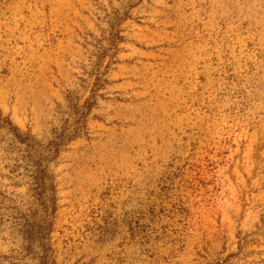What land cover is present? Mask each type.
Here are the masks:
<instances>
[{
  "label": "rangeland",
  "instance_id": "1",
  "mask_svg": "<svg viewBox=\"0 0 264 264\" xmlns=\"http://www.w3.org/2000/svg\"><path fill=\"white\" fill-rule=\"evenodd\" d=\"M0 264H264V0H0Z\"/></svg>",
  "mask_w": 264,
  "mask_h": 264
},
{
  "label": "trees",
  "instance_id": "2",
  "mask_svg": "<svg viewBox=\"0 0 264 264\" xmlns=\"http://www.w3.org/2000/svg\"><path fill=\"white\" fill-rule=\"evenodd\" d=\"M56 154L59 152V146L57 144V147L55 148Z\"/></svg>",
  "mask_w": 264,
  "mask_h": 264
}]
</instances>
